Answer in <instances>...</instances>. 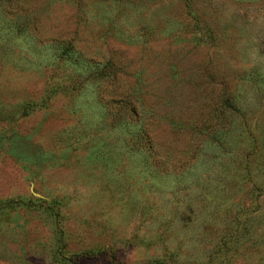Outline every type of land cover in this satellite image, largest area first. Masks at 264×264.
<instances>
[{
  "label": "rangeland",
  "instance_id": "374dc122",
  "mask_svg": "<svg viewBox=\"0 0 264 264\" xmlns=\"http://www.w3.org/2000/svg\"><path fill=\"white\" fill-rule=\"evenodd\" d=\"M0 264H264V0H0Z\"/></svg>",
  "mask_w": 264,
  "mask_h": 264
}]
</instances>
